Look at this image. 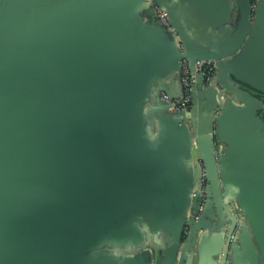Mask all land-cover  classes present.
Segmentation results:
<instances>
[{"label": "water", "instance_id": "obj_1", "mask_svg": "<svg viewBox=\"0 0 264 264\" xmlns=\"http://www.w3.org/2000/svg\"><path fill=\"white\" fill-rule=\"evenodd\" d=\"M141 1L147 8L0 0V264H97L112 251L157 264L162 247L128 240L146 212L174 217L179 232L189 226L183 264L194 263L195 247L197 264H258V248L264 256V0H225L226 32L211 43L193 40L178 0H148L151 23L139 17ZM184 59L196 75L193 102L174 112ZM196 61L216 67L211 85ZM229 94L256 101V112ZM199 111L209 116L203 133ZM219 194L226 218L212 230L203 224ZM180 244L177 236L162 264L178 262Z\"/></svg>", "mask_w": 264, "mask_h": 264}, {"label": "crops", "instance_id": "obj_2", "mask_svg": "<svg viewBox=\"0 0 264 264\" xmlns=\"http://www.w3.org/2000/svg\"><path fill=\"white\" fill-rule=\"evenodd\" d=\"M137 1V0H135ZM147 4V8H144L142 6V1L140 2V10H139V17L144 20L147 23H151V14L149 13V8L151 7L149 5L148 0L144 1ZM178 4L181 9H184L185 14L187 15V22L193 26V28L196 30L195 33L193 29L188 28L186 26L187 30H190L191 36L193 40L195 38H198L202 42H208L211 43L212 41H215L221 37L226 30H224V21L228 17L227 7L225 0H178ZM237 10V9H236ZM234 10L233 14L231 16V21L238 20L237 18V11ZM230 18V16H229ZM228 28V27H227ZM191 48L193 50H196L195 45L192 43ZM179 82H180V76H179ZM259 92V91H258ZM262 93V92H259ZM228 98H231V100L235 103V105L238 108L246 110V113L251 116L252 112H256L258 105L257 102L249 99V102L245 104L244 102H240L239 100L235 99L233 95L229 94ZM262 99V98H260ZM251 100V102H250ZM197 116V122H198V130H200L201 133L205 132L208 129L209 125V116L204 111H199ZM157 125L153 129L150 126L149 121L146 122V133L149 136L155 137L158 133ZM228 147H225V154L227 155ZM200 157V153L198 151L194 152V158L197 160ZM226 199L222 195H218V197L214 198V207L213 211L209 210L208 216L206 221L204 222V226L216 230L220 229L222 227V220L226 218ZM176 216H179V212H174ZM176 218V217H175ZM143 220L135 219L133 222L134 230L137 231L136 234L129 236L128 240L132 241L135 245H141L144 241V244L149 242L151 239V243L157 246L159 249L158 252V262L157 264H162L165 260L166 252L171 248L173 245L174 240L177 236H180L181 240V246L182 248L179 249L178 252V262L175 264H182L185 263L184 260H186V257H189L187 254L184 257L183 253V246H185L188 237H189V226L185 224L182 229H180V232L176 230L173 227L174 224V217L172 218H162L157 217L154 215L153 212L145 213V215H142ZM154 220V221H152ZM141 221V223H140ZM140 233V234H139ZM153 233H157V240H154L152 238ZM211 233V232H209ZM245 235V233L242 234V237ZM163 238V241H162ZM247 237L244 236L242 239V242L244 243L245 239ZM255 245L257 247V242L254 239ZM138 248V247H135ZM259 250V263L258 264H264V256L261 252L260 248ZM195 251V259L193 264H197V250L196 247L194 249ZM128 252H134V251H128ZM152 258L154 257L153 252H151ZM138 253H127L125 255L116 252H103L97 254V264H143L142 262L138 261ZM154 259V258H153ZM152 259V260H153Z\"/></svg>", "mask_w": 264, "mask_h": 264}, {"label": "built area", "instance_id": "obj_3", "mask_svg": "<svg viewBox=\"0 0 264 264\" xmlns=\"http://www.w3.org/2000/svg\"><path fill=\"white\" fill-rule=\"evenodd\" d=\"M155 15L157 20L161 23V25L164 28L167 29V31L169 32L173 31V28L164 10L156 6ZM179 46L182 49V46L180 44ZM195 71L196 73H200L203 75L206 86L211 85L216 79V67L212 62L196 61ZM195 82H196V75L191 70V65L189 61L184 59L180 69V85L182 89V95L181 98L174 99L171 102L173 106L172 110L174 112L189 111L191 109ZM161 97L164 101H169L168 95L163 93L161 94ZM207 185L208 184H207L206 171L204 167L201 165V178H200V189H199V194L201 198L200 213L203 211L205 203L207 202ZM234 212L236 213L237 219L239 220L240 218L238 216L237 210H234Z\"/></svg>", "mask_w": 264, "mask_h": 264}]
</instances>
